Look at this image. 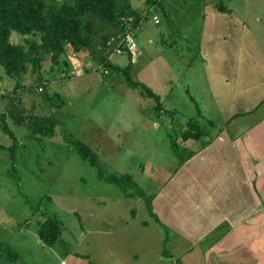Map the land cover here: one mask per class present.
<instances>
[{
    "label": "rangeland",
    "instance_id": "374dc122",
    "mask_svg": "<svg viewBox=\"0 0 264 264\" xmlns=\"http://www.w3.org/2000/svg\"><path fill=\"white\" fill-rule=\"evenodd\" d=\"M116 1L119 7L125 2ZM159 1L162 8L149 0H126L139 15L154 6L158 16L155 21L144 15L132 28L141 53L136 63L126 54L111 56L126 29L90 17L89 42L79 51L56 57L45 51L36 66L28 64L16 76L0 68V242L17 253L13 264L59 263L82 229L117 228L148 199L100 179L65 135L97 153L104 175L129 174L149 197L157 189L151 180L156 171L179 166L196 144L224 127L232 109L231 53L238 40L231 38V17L255 19L256 10L246 6L260 7L262 20L250 24L260 38L264 0ZM132 20L123 22L131 28ZM10 40L25 38L12 34ZM55 94L63 98L59 107ZM16 110L53 115L54 135L16 124L11 116ZM193 130L201 132L199 139L184 138ZM48 217L62 227L51 247L40 243L37 232ZM8 261L0 256V264H12Z\"/></svg>",
    "mask_w": 264,
    "mask_h": 264
},
{
    "label": "crops",
    "instance_id": "0c3cea01",
    "mask_svg": "<svg viewBox=\"0 0 264 264\" xmlns=\"http://www.w3.org/2000/svg\"><path fill=\"white\" fill-rule=\"evenodd\" d=\"M246 7L255 19L231 17L238 40L224 127L156 171L155 192L117 228L82 229L51 263L264 264V24L259 38L250 24L260 7Z\"/></svg>",
    "mask_w": 264,
    "mask_h": 264
},
{
    "label": "trees",
    "instance_id": "16d2710c",
    "mask_svg": "<svg viewBox=\"0 0 264 264\" xmlns=\"http://www.w3.org/2000/svg\"><path fill=\"white\" fill-rule=\"evenodd\" d=\"M149 1L148 4H156L162 8L161 1ZM130 16L133 17L131 28H135L143 17L132 10L126 0L121 7L116 0H0V68L9 75L16 76L26 71L28 64L36 66L42 60L45 51H50L54 57L67 50L79 51L89 42L90 17L123 30L129 26V22H123V19ZM12 34L24 37V43H13L10 40ZM29 36H37L39 40L28 39ZM110 66L114 67L107 64L108 68ZM115 68L120 69L118 66ZM129 85L139 86L145 95L157 98V95L138 81L129 80ZM45 92L46 89L43 93ZM42 95L51 101L47 94ZM55 98L59 102L56 106L59 107L63 98L58 94H55ZM11 116L16 124L25 125L31 132L46 137L54 135V128L58 123L53 115H39L33 112L25 114L16 110ZM192 123L190 120L187 124ZM2 127L15 138L7 126ZM197 131L184 134V138L199 139L202 134ZM65 140L75 147L83 160L98 169L100 179L119 186L124 194L145 196L149 200L131 175H104L97 160L98 155L92 148L71 135H65ZM190 155L183 157L180 163ZM130 190L133 191L129 192ZM37 232L43 244L52 246L58 240L61 228L56 219L48 217L38 223ZM3 255L10 258V261L18 258L17 253L9 245L0 242V256Z\"/></svg>",
    "mask_w": 264,
    "mask_h": 264
},
{
    "label": "built area",
    "instance_id": "2783aa9c",
    "mask_svg": "<svg viewBox=\"0 0 264 264\" xmlns=\"http://www.w3.org/2000/svg\"><path fill=\"white\" fill-rule=\"evenodd\" d=\"M148 9V12L144 15L146 17H151V19L157 21L158 16L156 13H154V6H148ZM125 29L126 30H124L123 33L120 35V38L111 56L115 54H126L130 63H136L141 53L135 41L134 32L132 28H129L128 26L125 27Z\"/></svg>",
    "mask_w": 264,
    "mask_h": 264
}]
</instances>
